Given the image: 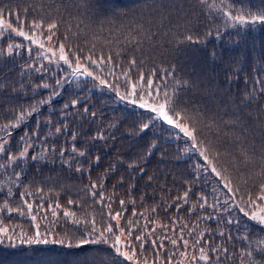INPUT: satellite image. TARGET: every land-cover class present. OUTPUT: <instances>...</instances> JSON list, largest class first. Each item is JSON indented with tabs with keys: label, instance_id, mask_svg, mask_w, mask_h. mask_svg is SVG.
Here are the masks:
<instances>
[{
	"label": "trees",
	"instance_id": "1",
	"mask_svg": "<svg viewBox=\"0 0 264 264\" xmlns=\"http://www.w3.org/2000/svg\"><path fill=\"white\" fill-rule=\"evenodd\" d=\"M221 2L216 0L217 4ZM226 2L245 11L264 8V0ZM180 3L183 4V15L179 11ZM211 4L212 0H207L204 5L199 0H165L163 14H153L151 41L141 37L142 42L137 45L128 40L139 35L137 31H131V36L129 33L144 11L142 0H0V10L5 12L2 17L15 27L47 37V24L55 21L58 26L53 39L44 40L56 51V56L51 54L49 60L38 55L37 48H28L11 31L0 29V125L15 121L16 117L11 113L30 109L51 97L50 102L38 106V114L12 133L7 153L0 154V228L9 229L7 235L13 238L0 243V264H123V257H117L114 249L109 247L114 243V236H109L108 244L82 248L54 243H19V238H33L39 231L41 238L71 239L75 245L77 239L85 238L86 232L91 231L92 225L74 221H84L89 216L95 217L96 227L101 230L105 224L112 223L114 233L119 235L116 222L107 216V204L97 203L101 192L111 198L113 214L121 213L119 226L125 228L121 245L129 241V228L134 229L131 242L136 246V255L146 257L148 264L153 260H157V264H167L169 256L172 264H178L181 261L179 253L185 248L173 246L165 239L163 249L159 244L156 246L160 249L158 259L150 243H146L141 252L135 237L144 234L146 223L147 231H152L155 226L154 234L145 236L146 241L164 239L165 236L179 240L180 228L188 226L184 228V239L189 241V256L183 258L182 264H205L200 260L190 261L191 255H200L199 248L205 249L211 264H241L242 260L249 264V258L241 252L264 241V225L250 220L235 207H222L223 198L228 194L220 191L214 174L202 169L201 165L207 162L198 153L187 152L190 145L182 137L175 136L165 123L157 121L141 132L142 124L153 118L148 110L117 102V91L101 86L94 77L72 75L75 67L72 53L75 52L94 76L100 75L124 93L126 88L121 73L129 69L130 59L135 58L132 82L138 83V74L142 72L145 81L151 78L159 83L167 76L169 86L173 79L198 84L183 93L180 103L189 110L199 108L204 113L205 124L214 118H231L225 111L228 108L225 102L238 105L253 87L257 99L246 106L250 111L264 108V95L259 94L264 88V24H234L221 10L210 7ZM17 14L20 21L16 19ZM41 20L44 23L40 29L31 27V22ZM177 23L183 25L178 30L179 40L183 41L184 35H192L194 42L180 43L172 37V33L177 32ZM145 27L149 26L146 24ZM197 38L199 42H195ZM60 43L68 51L72 67L63 61L57 63ZM9 45L20 47H14L13 52L8 53ZM88 54L94 58L111 54L113 63L111 66L92 65L84 59ZM111 67H115V76L108 75ZM258 77L262 78L260 83H257ZM58 79L63 81L59 86L56 84ZM45 84L49 87H42ZM144 87L147 88L146 83ZM53 90L59 94L53 95ZM73 100L79 102L75 107L71 106ZM65 104L70 107L64 109ZM47 121L52 123L46 124ZM56 128H61L62 132L56 133ZM34 132L39 133V139L28 141L34 145L29 149L28 158L22 162H9L8 155H18L21 149L19 138ZM100 132L106 139L93 138ZM249 132L246 140L242 138L243 144L230 142L228 138L218 139L207 128L201 134V139L212 136L216 150L221 153L213 162L218 170L228 168L233 186L240 189L236 198L243 196L244 200L248 199L247 193L255 198L258 185L264 182L256 175L261 171L260 153L257 152L247 164L240 155L243 147L253 143L258 147L264 142V132L252 129ZM73 133L76 134L75 141L72 140ZM73 143L86 155L78 157L72 150ZM42 144L47 149L43 157L31 159L42 152ZM151 145L155 147L150 148ZM52 146L55 151L51 150ZM97 156L100 157L98 165L95 163ZM134 163L135 167H128ZM78 167L81 171H77ZM109 168L115 170L106 173ZM140 168L144 172H140ZM14 172H20L21 176L17 178ZM102 174L107 178L96 189L97 196L91 197L86 186L92 182L101 185L99 177ZM149 177L153 179L149 181ZM9 190L11 196L7 194ZM213 190H216L215 195ZM186 191L188 202L177 200ZM201 196L207 197L203 208L200 207ZM121 199L125 201L124 206L120 205ZM217 199L221 203L211 207ZM24 200L32 204V209L27 208ZM70 200L75 203L70 205ZM176 203L182 205L178 210ZM165 204L172 206L165 208ZM65 212L74 213V216H65ZM133 212L143 216H133ZM229 219L236 223L229 224ZM129 221L132 222L130 225ZM160 225L166 229L162 230ZM192 228L195 231L190 236ZM201 232L204 233L201 242L193 248L195 237ZM0 239H3L2 235ZM220 247L226 248L227 253L211 251ZM122 251L131 253L132 249L122 247Z\"/></svg>",
	"mask_w": 264,
	"mask_h": 264
},
{
	"label": "snow or ice",
	"instance_id": "2",
	"mask_svg": "<svg viewBox=\"0 0 264 264\" xmlns=\"http://www.w3.org/2000/svg\"><path fill=\"white\" fill-rule=\"evenodd\" d=\"M171 2V0H169ZM177 2H180V0H177ZM200 4L204 5L207 4V0H199ZM164 5L165 0H142V8L143 12L141 15L140 20H138L135 24V28L130 30L129 35L131 36V31H137L138 36H131V39L128 40V37H126V40H128L129 43H136L139 45V43L142 42L140 39L141 37L143 39H147L151 41L153 33L150 31V27L153 23V14L154 13H160L163 14L164 12ZM210 7L217 8L222 11L223 15L234 24H239L241 26H251L256 24H264V8L258 9L257 11L253 12L250 10H241L236 9L235 5L232 3H227L226 0H222L221 4H217L216 0H212V4L209 5ZM181 15H183V4L180 3V9ZM236 13L235 15L233 13ZM5 14L4 10H0V17H2ZM17 21H20V17L17 14L16 15ZM165 19H168L165 17ZM171 22V21H169ZM23 23V22H21ZM44 21L41 20L39 23L33 21L31 22V27L33 29H40L43 25ZM148 25L149 27L146 28L145 25ZM4 27H7L8 29H12L11 24H6V22L3 19H0V29H3ZM57 23L55 21L47 24V30L49 32V35L47 36V40L51 41L53 37L55 36V30L57 29ZM183 27V25H180L177 23L176 28L177 32L172 33V37L177 40V42H188L192 43L194 42L192 35H184L183 41L179 40L178 36V30ZM16 32V34L20 37H23L24 39L30 41L31 43H38L39 48L44 49L45 45L43 43H39L34 36L28 35L23 30H16L12 29ZM211 34V33H209ZM216 35H219V32L216 33ZM195 42H199L198 38ZM14 47H20L18 45H9L7 48L8 53H12L14 50ZM95 48V45L92 46ZM30 51V50H29ZM47 53H51L53 56H56V51L53 48H47ZM73 56H75V67L72 71L73 76H88V77H94L95 80L99 81V84L101 86H106L110 89H113L115 91H119L118 87L115 85H111L108 83V81L104 78H102L100 75H95L92 71L89 70L87 64L81 62V57L77 53L73 52ZM120 53H117V56H119ZM45 59H50L47 55L44 56ZM86 61H89L92 65L96 66H102V65H108L111 66L112 61V55L108 54L107 57H105L103 54H101L98 58H94L93 55L88 54L84 57ZM60 61H63L65 64L69 65V67H72L73 61L69 59L68 51L65 50V46L63 43L59 44V55L57 59V63ZM136 66V60L135 58L130 59L129 61V69L127 71H123L121 73V76L124 78V86L126 88V91L122 94H119L118 98L124 101H130V103L133 106H138L142 110H148L152 114V121L151 122H145L142 124L140 131L143 132L145 130L150 129V127L153 126V124L157 121L165 123L170 127L173 134L178 137H182L185 139V141L190 145L188 149H186L187 152H194L198 153L200 157H202V160L207 162L206 164H202L201 167L204 171H209L211 174H214L215 177L218 178V184L221 186L220 191L225 192L228 194L223 198V206L228 207H235L239 209L240 212H243L245 216H247L250 220L257 222L259 225H264V182H261L258 185V194L255 196V198L252 197L251 193H247L248 199L244 200L243 196L240 197V199H237V194L239 193L240 189L239 187H234L231 181L230 175H228V168L225 166L223 167L222 171L218 170L216 164L213 162L214 160H218L221 153L216 150L217 145L213 142L212 136H206L203 139H201V134L203 133V129L207 128L210 133L214 134L218 139L220 138H228L230 142H241L243 144V140H246L247 137L250 135L249 130H255L258 132H264V119L261 117L264 116V108H254L253 110H249V108L246 105H251L253 101L257 99V92L255 90V87L247 94L245 95L239 104L237 105L235 102L226 101L225 103L228 105V108L225 110L227 111L228 115L231 117L229 119H225L223 117L214 118L208 121V123H204V113L197 107L192 108L189 110V108H183L181 107V99L183 96V93L187 91L189 88H196L198 87V84H190L187 80L180 81L173 79V83L171 86H169L167 81V76L163 77L159 83L154 82L153 79L149 78L147 81H145L144 74L141 72L138 74V83L132 82L131 79V69ZM109 76H115V67H111L110 71L108 73ZM155 75V72L152 73V76ZM168 75H172V73H168ZM262 78H257V83L261 82ZM63 81L62 80H56L57 86L61 85ZM145 83L147 84V88L144 87ZM2 87V85H0ZM41 87V86H37ZM44 88H48L49 86L47 84L42 85ZM145 93H147V98L145 97ZM58 92H55L53 90V95H58ZM261 95H264V88L260 89ZM51 97L48 98V100L37 102V104H34L30 109L25 108L24 111H20L18 113H11L15 115V121L14 122H8L6 124L0 125V154L7 153V150L9 148L10 142H11V136L12 133L20 128L22 125H26L28 119H30L34 114H38V106L47 104L50 102ZM79 103L76 100H73L71 102V106L75 107V105ZM70 107V105L65 104L64 109H67ZM85 113H87V109H85ZM256 113H259L257 115ZM79 115V113H76ZM92 116L95 117L96 113H92ZM65 119L68 117L65 116ZM46 124H51V121L45 122ZM37 125L39 126V121H37ZM66 127V125H65ZM237 130H240L239 133H237ZM56 133H61V128L55 129ZM76 134H72V140L75 141ZM96 140H104L106 139L103 132L97 133L94 137ZM243 138V140H242ZM21 141V149L18 152V155L16 154H9L8 160L9 162H17V161H25L28 158V152L30 148H33L34 145L31 143H28L31 139H39V133L34 132L31 136H28L27 134L24 137L19 138ZM46 143V140L44 141ZM42 152L38 155L32 156L31 159L33 160H39L43 157V152L47 151V149L43 148V144L41 145ZM155 145H151L150 148H154ZM52 151H55L54 146H52ZM73 152L77 154L78 157H83L86 155L85 151H79L75 147V143H73L72 146ZM259 152V159L261 161V171L256 173V175L264 181V142H261V144L257 147L255 143L248 145L246 147H243V149L240 152V155L243 156L245 164L252 162L253 157L255 154ZM251 153V155L249 154ZM63 155V150L61 152ZM151 154V152H149ZM210 155L212 158L210 159ZM100 161V157H95V163L98 165ZM136 164H130L128 167L132 168L135 167ZM114 168L106 169V173L110 171H114ZM77 171H81V168L78 167ZM140 172H144L143 168H140ZM14 175L19 178L21 176L20 172H14ZM106 175L102 174L99 179L101 181V185H97L96 182H92L90 185L86 186V190L89 192V195L91 197L97 196L96 189L100 186H102L103 182L106 180ZM153 177H149V181H151ZM245 183H247L245 181ZM9 196L12 195L11 191L9 190L7 193ZM213 195L216 194V190H213ZM24 195V194H22ZM30 195V193H29ZM100 199L97 203H99L101 206L107 204V216L116 222L117 224V231L120 233L119 235L114 233L113 225L112 223H107L104 225L103 230L98 229L96 227V221L94 216H89L88 219L81 221V220H75L74 222L76 224H88L91 223L92 228L91 231L86 232L85 238L77 239L75 245L73 244L71 239H64V238H41V233L39 231L36 232L35 236L33 238H19V243L21 244H49L54 243L58 245H64L67 247H77L82 248L84 246L88 245H99V244H108L109 242V236H114V243L110 244L109 247L111 249H114L115 255L117 257H123V264H128L129 261L132 262V264H148V260L146 257H138L136 255L137 249L135 244L131 242V232L134 229L129 228V241L125 243L124 245H121V237L125 233V228L119 226V221L121 219V213L120 212H113L111 211V204L109 197H105L104 194L101 192L99 193ZM177 200H182L184 203L188 202V192H184L182 197H178ZM199 200L202 202L200 203V207L203 208L207 204V197H199ZM74 201H69V204H74ZM134 203V201L132 202ZM220 199H217L216 203L213 205H210L211 207L215 208L216 204H220ZM24 204L27 206V208L30 210L32 209V204L28 203L27 200H24ZM125 201L120 200V205L124 206ZM244 205V206H242ZM172 205L165 204L164 207L168 208ZM177 210L182 206L179 203H176ZM195 208V205L192 206ZM247 208V210H246ZM9 211H12V209H8ZM15 211L19 212V209H16ZM152 212L155 213L156 209L153 208ZM55 214V213H54ZM65 216L72 217L74 216V213L71 212H65ZM141 215L143 214H137L136 212H133V216ZM208 219H211L210 217ZM229 224L236 223L235 220L229 219L227 221ZM129 225L132 223L131 221L128 222ZM154 225L158 224V222H153ZM162 230L166 229V226L160 225ZM188 227L187 225H183L180 228V236L179 240L170 238L165 236L164 239H151L149 241L145 240V236H152L155 232V226L153 227L152 231H147V223L144 225L145 232L143 235H138L135 237V241L139 244L140 251L143 252L145 250V244L150 243L153 247V251L157 254V259L159 258V251L160 249H163L164 247V240L167 239L169 243L173 246H179L182 245L185 248L184 252L179 253L181 257V261L178 262V264H182V260L185 257L189 256V253L187 252V249L189 247V241L188 239H184V228ZM173 231L175 230V224L173 225ZM9 229L7 228H0V235L3 236V239H0V243H3L4 240L12 241V236L7 235L9 233ZM195 229L192 228L189 230V235L191 236L192 232H194ZM106 233L108 235H106ZM47 236V234H45ZM204 233L201 232L195 237V244L192 246L195 248V245H198L201 242V238L203 237ZM223 235V233H221ZM98 237V238H97ZM246 239V238H245ZM159 244L160 249H157L156 246ZM122 247L124 248H131L132 251L129 253L128 251H122ZM200 255H191L190 261L195 262L197 260L204 261L205 264H211V258L210 256L205 252L204 248L198 249ZM212 252H223L227 253L226 248H213L211 249ZM242 256H247L249 258V264H264V241H260L256 244L254 248H250V250H242L241 252ZM174 255V254H173ZM259 256L260 259L257 260L256 257ZM216 259H219V256L216 257ZM107 264V262H105ZM152 264H157V260H153ZM167 264H172V257L169 256V259L167 261ZM241 264H244V261H241Z\"/></svg>",
	"mask_w": 264,
	"mask_h": 264
},
{
	"label": "rangeland",
	"instance_id": "3",
	"mask_svg": "<svg viewBox=\"0 0 264 264\" xmlns=\"http://www.w3.org/2000/svg\"><path fill=\"white\" fill-rule=\"evenodd\" d=\"M0 19H3V20L6 22V24H10V23H9L4 17H0ZM12 29L23 30V31H25L24 29L19 28V27H15L14 25H12ZM12 29H8L7 27H4V28H3V30H9V31H11L12 33H14L15 35H17L16 32L13 31ZM25 32H26L28 35L34 36V37L36 38V40H37L39 43H43V44L45 45V48H44V49H41V48H39V44H38V43L34 44V43H31L30 41L24 39L23 37H20V36H18V35H17V36L20 37V38L24 41V44H25L28 48H31V47L37 48V50H38V55H40L44 60H49V59H45V58H44L45 55H47L48 57H50V55H51V53H47V52H46V49H47V48H52V47H49V44H48V43H47V44L44 43V40H45V41H48V40H47V37H42L41 35H40V37H39V36H38L39 33H37V32H35V34L29 33V32H27V31H25ZM117 93H118V96H119V94H122V93L119 92V91H118ZM118 96L116 97V101H117V102H119V103H127V104L132 105V104L130 103V101H124V100H121V99L118 98Z\"/></svg>",
	"mask_w": 264,
	"mask_h": 264
}]
</instances>
